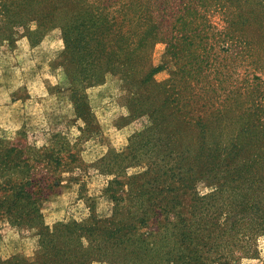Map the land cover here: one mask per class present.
I'll return each mask as SVG.
<instances>
[{
    "label": "trees",
    "instance_id": "16d2710c",
    "mask_svg": "<svg viewBox=\"0 0 264 264\" xmlns=\"http://www.w3.org/2000/svg\"><path fill=\"white\" fill-rule=\"evenodd\" d=\"M54 30L75 116L94 127L84 90L117 75L142 126L88 165L55 135L51 180L24 176L0 144V218L37 239L33 258L0 264H264V0H0V48ZM88 168L104 177L99 195L73 173ZM63 179L83 216L47 226L43 191Z\"/></svg>",
    "mask_w": 264,
    "mask_h": 264
},
{
    "label": "rangeland",
    "instance_id": "374dc122",
    "mask_svg": "<svg viewBox=\"0 0 264 264\" xmlns=\"http://www.w3.org/2000/svg\"><path fill=\"white\" fill-rule=\"evenodd\" d=\"M207 16L215 27L219 26L215 11L209 10ZM61 50L62 42L56 30L49 32L35 46H30L26 38H19L12 48H0V144L18 150L10 154L14 163L22 161L23 165L30 166L24 168L22 174H31L35 179L51 180L58 174L53 161L45 166L43 152L44 149L50 150L53 158H59L56 155L58 136L55 135L64 136L71 152L88 165L108 149L123 148L127 138L142 126L140 119L126 117L128 89L117 75L109 74L102 83L84 90L95 126H88L89 119H78L69 100L61 67ZM162 52L161 44L153 47V65L159 63ZM165 77L166 73L160 72L154 79L160 81ZM65 156L61 159L64 160ZM73 173L84 182L86 195H99L104 177L90 168ZM68 175L61 174L64 178ZM77 189L78 184H67L63 179L60 186L43 191L46 200L41 203L40 213L45 225L51 226L70 215L74 218L83 216L84 208L77 199ZM97 202V209L105 212L106 204L102 200ZM33 233L16 230L0 218V259L15 255L33 258L37 251V239ZM257 244L260 260L264 261V238ZM238 264L259 262L243 259Z\"/></svg>",
    "mask_w": 264,
    "mask_h": 264
}]
</instances>
